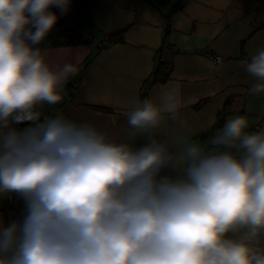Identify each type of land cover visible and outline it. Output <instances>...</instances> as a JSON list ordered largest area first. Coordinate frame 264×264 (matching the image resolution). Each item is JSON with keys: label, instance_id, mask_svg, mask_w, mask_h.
<instances>
[{"label": "clouds", "instance_id": "9594fccd", "mask_svg": "<svg viewBox=\"0 0 264 264\" xmlns=\"http://www.w3.org/2000/svg\"><path fill=\"white\" fill-rule=\"evenodd\" d=\"M70 3L0 0V198L24 202L0 216V264H264V129L166 135L174 91L130 99L118 133L45 114L78 73L40 47ZM241 66L264 93V48Z\"/></svg>", "mask_w": 264, "mask_h": 264}, {"label": "crops", "instance_id": "0c3cea01", "mask_svg": "<svg viewBox=\"0 0 264 264\" xmlns=\"http://www.w3.org/2000/svg\"><path fill=\"white\" fill-rule=\"evenodd\" d=\"M88 21L98 33L90 43L52 47L46 38L41 44L52 67L71 63L78 68L69 79L77 87L66 84L64 100L45 107L51 115L60 112L118 133L130 99L159 104L165 92L174 91L180 112L163 129L166 135L192 132L194 140L209 144L220 129L221 112H226L224 123L242 115L249 131L264 129V93H250L257 81L241 66L264 48V0H90ZM108 36L115 39L98 47ZM204 51L222 60L213 63ZM158 61L170 74L165 82L153 83ZM23 209L16 195L0 198L5 223L20 219Z\"/></svg>", "mask_w": 264, "mask_h": 264}, {"label": "trees", "instance_id": "16d2710c", "mask_svg": "<svg viewBox=\"0 0 264 264\" xmlns=\"http://www.w3.org/2000/svg\"><path fill=\"white\" fill-rule=\"evenodd\" d=\"M90 0H71L70 7L65 13H61L58 8L53 7L54 11L59 17L53 30L48 34L47 44L52 47L71 46L80 43H90L97 36L98 33L93 24L88 21ZM84 15L87 21H74L75 16ZM108 41L114 40L115 36H108ZM102 41L99 42L98 47H101ZM42 47V45H40ZM170 68L163 62L158 61L153 72L151 82L162 83L169 78ZM226 112H221L216 120L217 128H221L224 124V116Z\"/></svg>", "mask_w": 264, "mask_h": 264}, {"label": "built area", "instance_id": "2783aa9c", "mask_svg": "<svg viewBox=\"0 0 264 264\" xmlns=\"http://www.w3.org/2000/svg\"><path fill=\"white\" fill-rule=\"evenodd\" d=\"M107 39H108L107 37H105V38L103 39V42H102L103 45H107V44H108V40H107ZM203 53H204V55H205L206 57H208L213 63H218V62H220V61L222 60V57H221L220 55L212 54V53L209 52V51H204ZM67 85H68V87H70V88H75V87H77L78 82H77L76 80L71 79V80L68 81ZM44 111H45V114L51 115V113H50L46 108L44 109Z\"/></svg>", "mask_w": 264, "mask_h": 264}, {"label": "rangeland", "instance_id": "374dc122", "mask_svg": "<svg viewBox=\"0 0 264 264\" xmlns=\"http://www.w3.org/2000/svg\"><path fill=\"white\" fill-rule=\"evenodd\" d=\"M83 18H84V15H79V14H77V15L75 16L73 22H74V21L84 22V21H83V20H84ZM45 40H46V39H45Z\"/></svg>", "mask_w": 264, "mask_h": 264}]
</instances>
